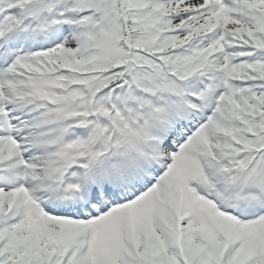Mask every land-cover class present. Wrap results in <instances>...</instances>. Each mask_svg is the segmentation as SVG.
Here are the masks:
<instances>
[{
	"label": "snow or ice",
	"instance_id": "6c2138e0",
	"mask_svg": "<svg viewBox=\"0 0 264 264\" xmlns=\"http://www.w3.org/2000/svg\"><path fill=\"white\" fill-rule=\"evenodd\" d=\"M0 264H264V0H0Z\"/></svg>",
	"mask_w": 264,
	"mask_h": 264
}]
</instances>
